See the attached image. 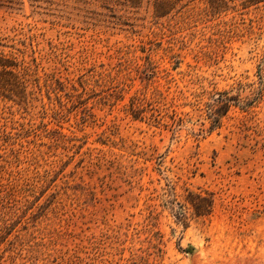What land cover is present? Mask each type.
Here are the masks:
<instances>
[{"label": "rangeland", "instance_id": "obj_1", "mask_svg": "<svg viewBox=\"0 0 264 264\" xmlns=\"http://www.w3.org/2000/svg\"><path fill=\"white\" fill-rule=\"evenodd\" d=\"M0 55V264H264V0H0Z\"/></svg>", "mask_w": 264, "mask_h": 264}, {"label": "trees", "instance_id": "obj_2", "mask_svg": "<svg viewBox=\"0 0 264 264\" xmlns=\"http://www.w3.org/2000/svg\"><path fill=\"white\" fill-rule=\"evenodd\" d=\"M0 66L3 67L4 69H7V71L12 72L13 70H11V68H13V66H17L14 63L10 62V59H8L6 56L4 55H0ZM218 117H216L217 119Z\"/></svg>", "mask_w": 264, "mask_h": 264}]
</instances>
